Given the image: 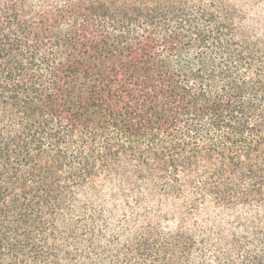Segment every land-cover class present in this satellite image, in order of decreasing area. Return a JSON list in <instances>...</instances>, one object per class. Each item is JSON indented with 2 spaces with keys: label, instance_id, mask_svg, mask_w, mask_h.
Segmentation results:
<instances>
[{
  "label": "trees",
  "instance_id": "obj_1",
  "mask_svg": "<svg viewBox=\"0 0 264 264\" xmlns=\"http://www.w3.org/2000/svg\"><path fill=\"white\" fill-rule=\"evenodd\" d=\"M0 264H264V0H0Z\"/></svg>",
  "mask_w": 264,
  "mask_h": 264
},
{
  "label": "rangeland",
  "instance_id": "obj_2",
  "mask_svg": "<svg viewBox=\"0 0 264 264\" xmlns=\"http://www.w3.org/2000/svg\"><path fill=\"white\" fill-rule=\"evenodd\" d=\"M248 1V0H247ZM246 3H248V4H245L244 6L245 7H249V5L251 4V3H249V2H246Z\"/></svg>",
  "mask_w": 264,
  "mask_h": 264
}]
</instances>
